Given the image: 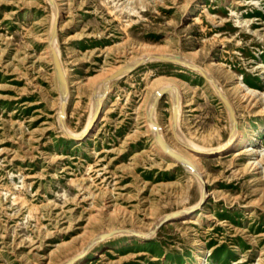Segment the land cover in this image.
Returning a JSON list of instances; mask_svg holds the SVG:
<instances>
[{
	"label": "rangeland",
	"instance_id": "rangeland-1",
	"mask_svg": "<svg viewBox=\"0 0 264 264\" xmlns=\"http://www.w3.org/2000/svg\"><path fill=\"white\" fill-rule=\"evenodd\" d=\"M57 1L71 130L82 128L102 70L156 48L209 69L258 155H198L206 196L197 214L161 223L160 215L193 205L200 190L195 175L155 150L145 101L175 79L183 135L216 146L230 128L209 80L176 60L137 64L109 83L97 128L77 142L57 117V80L44 50L49 0H0V264H60L100 233L81 264H194L198 246L204 264H264V0ZM237 79L262 94L242 98ZM170 112L165 93L156 116L169 145L186 153Z\"/></svg>",
	"mask_w": 264,
	"mask_h": 264
},
{
	"label": "bare ground",
	"instance_id": "bare-ground-1",
	"mask_svg": "<svg viewBox=\"0 0 264 264\" xmlns=\"http://www.w3.org/2000/svg\"><path fill=\"white\" fill-rule=\"evenodd\" d=\"M49 2H50L51 7H52V18L50 17L51 24H50L49 32L47 34V45H46L44 50H45L46 54L49 55V57L53 63L54 74H55L56 80H57L56 86H57V90H58L57 92L59 94L57 114H59L61 112L60 103L62 101H64L66 103L68 98L70 97V88L68 86V73L71 70V68H66L62 64L59 49L57 46V36L53 35L54 26L57 25L56 23H58L59 19L62 17L63 7L61 6V3H58L57 0H49ZM188 15H190V14L187 12L186 16H188ZM158 46H161V44H159ZM162 46H163V44H162ZM51 48H54V50L56 51V53L59 57L60 63H61L62 72H63V79H64V82L62 83V85L58 84V76H57L56 68H55V65L53 62ZM160 57H166V58L174 59L177 61V63L187 65L191 69L199 72L200 74H202V77L209 80V82L213 86L216 94H218V96L221 100L223 98H226L224 91L222 90V88L220 87V84L218 83V80L215 79L211 75L208 68H203V67L195 64L190 59H188L182 55H175V54L168 53L166 51L156 49V48L149 49L145 53H143L141 56L136 57L132 60H129L122 67L120 66L121 68H125L124 73H121L120 75H118L117 77H115L112 80L119 79L126 72H128L129 69H131L133 66H135L137 64H142V63H145L146 61H149V60H164ZM213 64H216V63H213ZM16 70H18V69H16ZM116 70H118V68ZM116 70H113L110 67L109 69L107 68L105 70H102L101 73L99 75H97L99 77L95 80V83L93 85L94 87L91 90L92 92H91V97H90L91 103H90L89 112H87L88 115L86 117V120H85L82 128L79 131H73L66 125V121H65L66 116H67L66 108L64 109V112H63V118L62 119L58 118V122L61 125L60 127H62V129L64 130V133L69 134V136L71 135V137L74 140H76L77 142L87 141L88 139H90L92 132L97 128V123L100 120L101 112L106 105V99H107L106 93H107V90L109 87V83L112 81V80H107L106 78L109 75H111L113 72H115ZM183 77H184V75H183ZM235 87L239 90L242 98H244V96L245 97H248V96L249 97L250 96L255 97V96L262 94L261 92H257L251 86L243 84L241 79H237L235 81ZM161 88H166L167 89L166 93L171 96V112H170V116L168 119L169 124H170L171 130H172L173 137L175 138V140L177 142H179L185 148L186 153L180 152L177 149H175L169 145V143L167 142V140L164 136L163 127L161 125V122L158 120V118L156 116V113H155L156 105L153 107V104L156 100V92L158 90H160ZM150 93L151 94H150L149 98L147 99V101H145L146 103H145V111L143 113L144 114V121L143 122L145 125L144 127H146L145 130L149 134L152 135V139H153L152 144H153L155 150L162 157H164L168 160H171L172 162L179 163L186 170L190 171L193 175H195L194 177H196L198 180V184H199L198 187L200 190L199 191L200 196L198 197L199 199L193 205H190L188 207H184L181 209L173 210V211H170L168 213H164V214L159 216V219L161 221H163L165 218H170V220H176V219L183 220V219L191 217V216L193 217V215L197 214V212H195L194 209L199 204V202L202 201V199H205V196H206V189H205V185H204L206 180L204 178L202 167L198 161V155L204 154V155L213 156L214 153H216V156H221L227 152H236V151H243V152H246L247 154H250V155H258L257 154L258 150L256 149V147L251 146V144L253 143L255 138L252 136L249 138L248 137L246 138L244 127H240L236 123V121L231 116L230 109L228 108L227 105H225L226 109H227V113H228V119H229L228 127L230 128V129L228 128L229 134H228V137L226 138V140L224 142L216 145V146H210V147L196 143V142L186 138L178 126L179 121H180V117L182 114V102H181V92H180V88H179L177 81L175 79H171V80L165 82L163 85L157 87L154 91H152ZM230 105H231L232 110H233V106L231 103H230ZM174 110H175L176 115H177V123L175 125H174L173 120H172ZM160 138L162 139L163 142H161ZM248 146H251V147H248ZM194 149L197 151H194ZM252 163H254V165H256L258 163V160L254 159ZM96 207H98V206H96ZM208 217H210V216H208ZM152 226H153V223H152ZM153 228H154V226L150 228L151 231L149 230L146 233V235H151L150 232H152ZM100 232L101 231H99V233ZM89 234H90V232L88 230H86L85 235H89ZM102 234L103 233H100V234L96 235L95 237L90 236V238H87L88 240L87 241L85 240L86 243L82 246L81 250L80 251L78 250L79 253H77L76 255H74L75 254L74 253L73 254L74 256L71 255V257L63 260V262L61 261L60 264H81L85 258L84 252L88 249V247L92 243H94V242L98 243L104 239ZM131 234H132V231H131ZM134 235H136V234H134ZM93 236H94V234H93ZM202 253H203V250L201 249V246H198L194 252V254L197 258V263H194V264H204L205 263L204 259L200 256V254H202Z\"/></svg>",
	"mask_w": 264,
	"mask_h": 264
},
{
	"label": "water",
	"instance_id": "water-1",
	"mask_svg": "<svg viewBox=\"0 0 264 264\" xmlns=\"http://www.w3.org/2000/svg\"><path fill=\"white\" fill-rule=\"evenodd\" d=\"M56 33H57V30H56V25H55L54 26V29H53V35H56ZM51 52H52L53 62H54L55 68H56V73H57V76H58V84L59 85H62V83L64 82V79H63V72H62L61 63H60L59 57H58L56 51L54 50V48H51ZM160 58H162L164 60H173V61H175L174 59H170V58H166V57H160ZM131 69H129V70H131ZM124 71H125V68H119L118 70H116L115 72H113L111 75H109L106 79L107 80H112L115 77H117L118 75H120L121 73H124ZM166 90H167L166 88H161L160 90H158L156 92V100H155V102L153 104V107L156 105L158 99H160L166 93ZM222 100H223L224 104L227 105L228 108L230 109L231 116L233 118L234 115H233V110H232V107L230 105V102L226 98H223ZM65 105H66V103L64 101H62L60 103V110H61V112L58 114V118L59 119H62L63 118V112H64V109H65ZM172 120H173V123L175 125L177 123V115H176L175 110L173 112ZM160 140H161V142H163L161 138H160ZM194 151H197V150L194 149ZM169 220H170V218H166L161 223L168 222ZM102 235L103 236H106V234H102Z\"/></svg>",
	"mask_w": 264,
	"mask_h": 264
}]
</instances>
